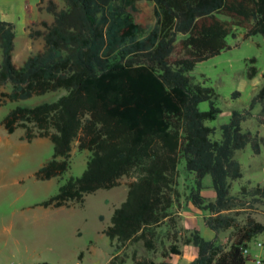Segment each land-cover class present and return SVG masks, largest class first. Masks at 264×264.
Listing matches in <instances>:
<instances>
[{"label": "trees", "instance_id": "1", "mask_svg": "<svg viewBox=\"0 0 264 264\" xmlns=\"http://www.w3.org/2000/svg\"><path fill=\"white\" fill-rule=\"evenodd\" d=\"M64 1L61 7L48 0L53 19L42 20L43 29L30 30L31 36L44 38V46L21 65L14 61L15 24L0 17V87L12 85L1 95L18 100L66 89L54 100L17 105L4 118L8 132L24 127L28 139L40 135L52 140L53 155L36 176L48 179L67 171L75 141L91 151L83 172L69 177L41 204L83 202L86 193L111 188L123 175L136 172L104 228L117 243L105 264H123L121 247L140 240L148 249L157 247L156 226L180 198L182 163L194 174L189 198L207 211L205 222L215 232L208 238L194 229L186 241L198 252L189 264H256L247 248L264 234V221L253 214L264 206V184H244L236 193L231 187L243 175L237 150L251 144L260 153L264 144L258 131L243 128L259 104L256 118L264 126V81L247 107L232 110L221 136L215 137L216 127L207 120L221 111L217 92L196 81L191 71L197 62L230 48L227 36H236L237 26L245 28V37L264 36V0H150L156 15L150 28L134 16L138 0ZM257 70L251 64L248 76ZM203 100L210 101L208 109L199 107ZM207 174L214 199L203 193ZM224 231L226 240L219 236ZM177 232L161 260L134 252V263L174 264L170 257L182 253Z\"/></svg>", "mask_w": 264, "mask_h": 264}, {"label": "rangeland", "instance_id": "2", "mask_svg": "<svg viewBox=\"0 0 264 264\" xmlns=\"http://www.w3.org/2000/svg\"><path fill=\"white\" fill-rule=\"evenodd\" d=\"M64 6V0H55ZM48 0H0V17L15 24L16 38L14 61L21 65L32 53L44 46L42 36H31L30 30L43 29L42 20L51 21L53 13L47 10ZM137 21L147 28L153 26L155 3L150 0H138L133 10ZM236 36H227L230 48L197 62L191 74L196 81L211 85L217 92L216 104L221 111L215 119L207 123L216 127L214 136H221V125L227 122L233 109L247 107L252 96L264 81V36L256 33L244 36L245 28L237 26ZM255 57V61H251ZM2 50L0 47V63ZM251 64L256 65L257 73L248 76ZM11 83L0 87V264L18 261L23 264H35L48 261L51 264H105L116 252V241L111 240L104 228L111 222V215L127 195L129 182L137 177L136 172L123 175L119 183L111 188H99L86 193L83 202L72 201L70 205L45 206L41 202L56 194L60 184L71 176L80 175L91 155L89 149H80L75 141L71 152V166L63 174L48 179L36 176V170L49 159L54 152L53 142L48 136H35L28 139L25 128L18 127L8 132L4 118L9 110L17 105H35L54 100L66 89L60 88L42 94H34L18 100L6 99L3 90H10ZM240 91L235 96L234 91ZM201 109L210 107L209 100L199 103ZM261 105L253 109V115L243 121L244 129L258 131L264 136V126L259 124L256 113ZM242 164L243 175L232 180V192L239 191L242 185L264 184V144L260 153H255L251 144L236 152ZM194 174L180 164V198L170 208V214L156 226L157 247L148 249L142 240L121 247L120 253L126 254L123 264H135L134 252L138 256L153 257L157 261L163 258L162 250L174 241L177 230L178 244L183 255L173 254L174 264H189L197 253V247L186 239L194 229H199L206 237H213L205 222L206 210L197 207L189 198ZM203 193L209 199L216 196L212 177L204 178ZM257 219L264 221V206L253 210ZM226 240L228 231L219 234ZM264 234L256 235L250 242L249 251L264 260ZM83 252L82 258L80 253ZM178 255V256H177Z\"/></svg>", "mask_w": 264, "mask_h": 264}, {"label": "built area", "instance_id": "3", "mask_svg": "<svg viewBox=\"0 0 264 264\" xmlns=\"http://www.w3.org/2000/svg\"><path fill=\"white\" fill-rule=\"evenodd\" d=\"M257 245H259L260 247L264 246V242L258 241ZM247 251H249V248H247ZM254 256L256 257L255 263L256 264H261L263 259L261 257L257 256V255H254ZM8 264H23V263L13 260V261H10Z\"/></svg>", "mask_w": 264, "mask_h": 264}, {"label": "crops", "instance_id": "4", "mask_svg": "<svg viewBox=\"0 0 264 264\" xmlns=\"http://www.w3.org/2000/svg\"><path fill=\"white\" fill-rule=\"evenodd\" d=\"M208 226V225H207ZM209 227V226H208ZM209 230L211 231V232H213L214 233V235H213V237L215 236V232L209 227ZM208 238H212V237H208ZM195 245V244H194ZM196 246V245H195ZM197 247V246H196ZM197 252H198V248H197ZM251 253H252V251H251ZM181 254V256L184 254L183 253V251H182V253H180ZM180 254H179V256H180ZM197 255V253L194 255V256H191L192 257V259L195 257ZM178 256V255H177ZM191 259V260H192ZM190 260V261H191Z\"/></svg>", "mask_w": 264, "mask_h": 264}]
</instances>
